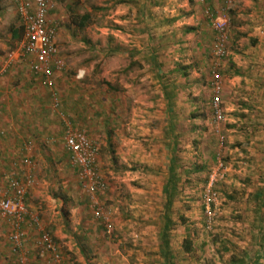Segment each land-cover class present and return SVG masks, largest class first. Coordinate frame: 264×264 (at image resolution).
Wrapping results in <instances>:
<instances>
[{
  "label": "rangeland",
  "instance_id": "374dc122",
  "mask_svg": "<svg viewBox=\"0 0 264 264\" xmlns=\"http://www.w3.org/2000/svg\"><path fill=\"white\" fill-rule=\"evenodd\" d=\"M53 1L65 16L57 19L56 44L69 67L61 77L83 89L84 117L75 126L97 144L107 189L84 191L66 149L35 163L31 157L34 184L28 195L35 202L26 205L32 217L51 235L60 232L53 239L67 264H160L162 190L174 139L183 173L170 210L174 263L229 260L228 250L239 249L243 240L251 216L246 215L254 212L245 203H253L264 186V0ZM5 3L6 23L17 20L13 4ZM222 14L229 25L226 55L219 60L210 20ZM83 15V28L70 22ZM16 43H7L5 53H16ZM149 55L156 56V65ZM216 84L220 123H214L211 109ZM166 93L172 95L170 117ZM220 164L223 177L213 187L209 220L203 195ZM26 173L21 167L6 176L22 180ZM95 206L108 217L109 228L94 217ZM23 229L26 240L17 253L33 263L38 230L29 222ZM0 232V264H18L11 226L1 219ZM240 253L234 251L237 260Z\"/></svg>",
  "mask_w": 264,
  "mask_h": 264
},
{
  "label": "crops",
  "instance_id": "0c3cea01",
  "mask_svg": "<svg viewBox=\"0 0 264 264\" xmlns=\"http://www.w3.org/2000/svg\"><path fill=\"white\" fill-rule=\"evenodd\" d=\"M5 2L12 4V1L4 0L3 3L0 0V187L4 188L6 175L21 169L22 166L19 162L23 157H32L35 163L39 161L40 156H54L55 149L65 150L63 141L65 124L69 121L75 126V124H80L78 120L84 117L81 85L79 83L72 84L68 80L63 81L64 79L61 77L69 67L65 63V54L60 47L59 53L64 61L65 70L55 73L52 88L46 87L41 76L34 75L23 61L16 59V53H5L4 49L7 43L16 41V45L19 44L22 35V30L21 33L18 32L21 27L15 10L13 14L17 20L6 23L4 12L7 3ZM50 17L54 20L60 18L65 20L62 10L58 9L57 5H55L54 11H51ZM73 55V53L68 54L66 60ZM54 96L59 101V110L65 114L63 119L53 106ZM65 152L67 153L66 150ZM27 198L25 202L28 206L33 207L32 203L35 201L29 199V195ZM37 204L43 205L42 201H38ZM249 204H251L248 206L251 207V210L257 205L246 201L245 205ZM255 210L257 209L255 208ZM254 214L255 211L252 214L250 211L246 215L251 216L242 233L243 240L238 243L239 249L235 250L231 247L227 252L230 259L225 261L222 258L218 264H264V250L260 247V236L264 235V226L257 222ZM260 218L264 220V215ZM29 233L34 234L32 231ZM56 233L60 232L56 231L52 236ZM2 235L0 232V239ZM0 244V251H3L2 246L5 242L2 240ZM158 244L160 247V242ZM234 251H241L238 260L234 257L236 255H233ZM48 256L37 255L36 257V254H32L31 260H34V264H49ZM2 262L0 261V263ZM63 264L67 263L63 261Z\"/></svg>",
  "mask_w": 264,
  "mask_h": 264
},
{
  "label": "built area",
  "instance_id": "2783aa9c",
  "mask_svg": "<svg viewBox=\"0 0 264 264\" xmlns=\"http://www.w3.org/2000/svg\"><path fill=\"white\" fill-rule=\"evenodd\" d=\"M19 24L22 30L21 40L16 50V59L25 63L28 69L37 76H41L44 84L48 88L54 86V75L62 71L64 61L60 56L56 44L58 35V22L50 17L54 11L53 0H11ZM211 23L216 32L214 45V55L217 59H222L226 55L227 28L229 25L228 16L225 14L212 18ZM12 62V60L10 59ZM219 85H215V95L211 100L212 117L214 123H220L224 119L221 101L219 97ZM53 106L58 111V115L63 119L65 114L59 110V101L53 97ZM64 147L69 153L70 164L79 171L81 186L87 193L94 195L104 192L107 183L101 177L97 166L98 146L93 142L82 129L75 127L69 121L64 127ZM19 164L27 168V173L22 180L17 176L10 175L6 178V186L0 189V218L6 220L11 226L9 239L13 253H16L18 264H33L26 254H18L26 240V233L23 226L26 222L37 228L38 236L34 240L36 255L47 258L49 264H63V259L57 244L51 233L39 226L37 219L33 218L31 211L25 203V195L34 184V164L30 157H23ZM208 178L206 189L203 195L205 202V212L210 220L216 204L214 185L223 175H218L222 171V165H218ZM220 181V180H219ZM213 207V208H212ZM95 218L104 221L106 228L110 227L108 217L102 210L95 206L93 210ZM214 217V216H213ZM23 252H26L23 250Z\"/></svg>",
  "mask_w": 264,
  "mask_h": 264
},
{
  "label": "trees",
  "instance_id": "16d2710c",
  "mask_svg": "<svg viewBox=\"0 0 264 264\" xmlns=\"http://www.w3.org/2000/svg\"><path fill=\"white\" fill-rule=\"evenodd\" d=\"M87 19V15H83L82 17H79L77 19V17H72L70 19V22L73 25H76L78 28H83L84 24L83 21H85ZM18 32L21 33V28L18 29ZM19 33V35H20ZM19 38V37H18ZM149 59L152 61V66L156 65L157 62L156 60V56L154 55H149ZM158 67V66H156ZM106 85L108 86V88H110V85L108 83H106ZM164 89H166V87H164ZM172 95L166 93L165 95V100H166V111H167V115L171 114V109H172ZM169 127L167 128L168 130V134L171 136V130H174V126L171 123V118H169ZM173 142H171L168 146L169 148V155H168V168H167V180L165 183V186L163 187V194L165 196V204H164V211L162 214V218H163V227L161 229V231L158 234V239L160 242V250H159V254H160V259L161 262L160 264H175L174 263V257L172 255L171 252V248H170V241H169V232H170V227L173 224L172 219L170 218V210L173 206L174 203V199L175 197L179 194V183L182 180V174L179 173V167L176 166V144L174 143V139H172ZM192 169H196V168H191ZM185 173L187 172V170H183ZM197 171V169H196ZM6 184V183H5ZM29 190L27 191L26 195H25V200L27 199V195H28ZM26 203V202H25ZM253 204H257L256 205V209H253V211H255L254 216L257 219V222L260 225L264 226V220L261 219L260 217H263L264 215V186L261 190L258 191V193L256 194V198L253 200ZM2 221L7 222L6 220L0 218ZM255 222V220H254ZM10 225V224H9ZM260 247L263 248L264 250V235L260 236ZM188 250V249H186Z\"/></svg>",
  "mask_w": 264,
  "mask_h": 264
}]
</instances>
